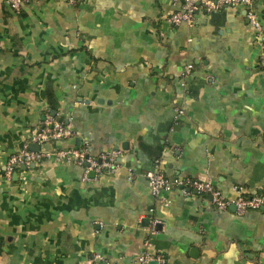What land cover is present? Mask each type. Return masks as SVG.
I'll use <instances>...</instances> for the list:
<instances>
[{
  "label": "crops",
  "instance_id": "0c3cea01",
  "mask_svg": "<svg viewBox=\"0 0 264 264\" xmlns=\"http://www.w3.org/2000/svg\"><path fill=\"white\" fill-rule=\"evenodd\" d=\"M178 9L34 0L16 14L0 0V264H140L145 252L167 264H264L263 209L154 197L145 177L159 160L168 177L210 180L228 199L264 193L257 33L242 7L173 26ZM257 11L264 36V0ZM48 115L75 132L59 148L88 141L93 156L119 152L121 167L84 182L82 168L51 159L9 180L8 161ZM154 221L162 230L146 247Z\"/></svg>",
  "mask_w": 264,
  "mask_h": 264
},
{
  "label": "built area",
  "instance_id": "2783aa9c",
  "mask_svg": "<svg viewBox=\"0 0 264 264\" xmlns=\"http://www.w3.org/2000/svg\"><path fill=\"white\" fill-rule=\"evenodd\" d=\"M34 0H5L6 5L16 14H20L23 8ZM70 4H76L79 0H65ZM179 5L176 11L169 18V22L173 26L187 24L192 26L196 17L201 14H214L228 7H242L246 11L248 23L257 33L258 42L263 49L260 59V67L264 70V36L263 26L257 11L259 0H174ZM194 70L193 64H188L183 72V77L187 79ZM182 113V111H180ZM75 132L69 122L60 118L48 115L46 120L39 127L35 128L25 144L24 148L17 155L11 157L6 165V177L10 180L22 166L29 168L31 165L45 160H60L72 162L76 166L84 170L83 181H92L94 178L103 173H115L121 166L118 162L119 152L112 151L101 153L93 156L89 150V143L85 141L79 147L59 148L58 145L65 143L73 138ZM29 145H38V151L29 149ZM134 173L129 175L132 180ZM151 193L154 197H158L162 192L178 191L184 197H192L194 195L209 196L212 205L219 212H226L231 207H235L238 215H245L250 211H260L264 209V195L255 194L248 196L241 189L237 192L238 196L234 199L226 198L223 193L216 188L212 181H200L192 178H170L160 166V161L154 162V169L145 174ZM168 205V203L166 204ZM158 221H154L151 229V236L145 244L146 247L151 245L152 238L157 233L156 226ZM158 264H167V258L160 255H151L147 252L139 258L140 264H150L151 262ZM96 262H104L102 256L97 257ZM96 262H87L85 264H96ZM109 264V263H108Z\"/></svg>",
  "mask_w": 264,
  "mask_h": 264
},
{
  "label": "water",
  "instance_id": "95a60500",
  "mask_svg": "<svg viewBox=\"0 0 264 264\" xmlns=\"http://www.w3.org/2000/svg\"><path fill=\"white\" fill-rule=\"evenodd\" d=\"M39 149H40V147L38 145H31V150L38 151ZM21 170L25 172V171H27V167L22 166L21 167ZM15 176L17 177V175H15ZM156 228H157L158 231H161L162 230L161 225H157ZM160 236H162V235H160ZM150 264H158V262L155 261V262H151Z\"/></svg>",
  "mask_w": 264,
  "mask_h": 264
},
{
  "label": "trees",
  "instance_id": "16d2710c",
  "mask_svg": "<svg viewBox=\"0 0 264 264\" xmlns=\"http://www.w3.org/2000/svg\"><path fill=\"white\" fill-rule=\"evenodd\" d=\"M259 194L264 195V193H259Z\"/></svg>",
  "mask_w": 264,
  "mask_h": 264
}]
</instances>
